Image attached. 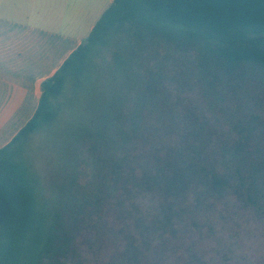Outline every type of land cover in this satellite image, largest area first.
I'll return each mask as SVG.
<instances>
[{"label":"rangeland","instance_id":"obj_1","mask_svg":"<svg viewBox=\"0 0 264 264\" xmlns=\"http://www.w3.org/2000/svg\"><path fill=\"white\" fill-rule=\"evenodd\" d=\"M114 52L94 59L77 90L70 84L52 128L14 148L27 152L49 216L70 179L99 196L61 264H264V215L242 186L237 150L245 138L247 151L263 146L264 82L214 83L195 52L150 47L138 67ZM213 174L230 185L217 189ZM42 247L20 264L36 263Z\"/></svg>","mask_w":264,"mask_h":264},{"label":"trees","instance_id":"obj_2","mask_svg":"<svg viewBox=\"0 0 264 264\" xmlns=\"http://www.w3.org/2000/svg\"><path fill=\"white\" fill-rule=\"evenodd\" d=\"M150 47L195 52L202 73L217 84L264 82V0H115L85 42L44 82L32 120L0 150V264L24 262L26 253L38 244L43 247L36 263L25 260L24 264H61L70 252L73 230L92 209L91 201L99 199L84 195L76 179H70L69 194L60 189L49 216L50 204L38 194L27 152L14 148L52 128L59 117L60 98L70 84L79 88L88 69L97 64L96 57L115 49L114 61L119 65H129L138 57V67L141 51ZM137 75L145 79L139 70ZM155 81L148 87L153 88ZM127 138H123L126 144ZM244 141L240 139L237 150L246 152L249 166L244 161L239 165L246 168L241 183L264 215V143L251 152L245 150ZM116 160L109 169L111 176L120 169ZM213 176L217 189L230 185L226 177Z\"/></svg>","mask_w":264,"mask_h":264},{"label":"crops","instance_id":"obj_3","mask_svg":"<svg viewBox=\"0 0 264 264\" xmlns=\"http://www.w3.org/2000/svg\"><path fill=\"white\" fill-rule=\"evenodd\" d=\"M115 0H0V150L35 116L50 79Z\"/></svg>","mask_w":264,"mask_h":264}]
</instances>
